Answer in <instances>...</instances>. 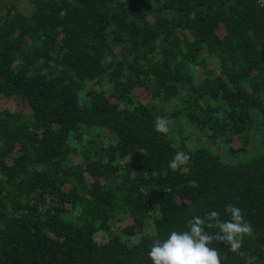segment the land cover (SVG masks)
I'll use <instances>...</instances> for the list:
<instances>
[{"label": "trees", "instance_id": "1", "mask_svg": "<svg viewBox=\"0 0 264 264\" xmlns=\"http://www.w3.org/2000/svg\"><path fill=\"white\" fill-rule=\"evenodd\" d=\"M0 98V264H152L229 202L253 233L210 247L264 264L260 0H0Z\"/></svg>", "mask_w": 264, "mask_h": 264}, {"label": "clouds", "instance_id": "2", "mask_svg": "<svg viewBox=\"0 0 264 264\" xmlns=\"http://www.w3.org/2000/svg\"><path fill=\"white\" fill-rule=\"evenodd\" d=\"M169 120L157 116L154 131L160 135L169 132ZM191 160L190 152L178 150L169 161L167 169L176 172ZM224 214L211 210L203 216H193L186 222L184 231H171L165 239H154L147 252L152 264H221L220 254L210 247L214 241L229 246L232 252H238L246 236L253 233L252 225L244 219L241 209L232 203L224 205ZM216 231H210V230Z\"/></svg>", "mask_w": 264, "mask_h": 264}, {"label": "rangeland", "instance_id": "3", "mask_svg": "<svg viewBox=\"0 0 264 264\" xmlns=\"http://www.w3.org/2000/svg\"><path fill=\"white\" fill-rule=\"evenodd\" d=\"M262 3H264V0H260ZM20 9L22 11H26V8L24 6V4L20 5ZM15 107H18L20 109L24 108V105L20 102H17L16 100L13 99H5V98H0V109L2 108H7V109H14ZM169 117V116H168ZM188 130V129H187ZM191 133V132H190ZM190 142L193 143V138H190ZM232 148L233 149H237L238 147H241L242 144L239 141H233L232 142ZM245 148H249L250 147V143H246V145L244 146ZM220 153L222 154V156L225 158L226 157V152L224 150H220ZM119 220L117 222H115V224L111 227V231L114 232L116 229L121 228L125 225L130 224V219L124 215H119ZM151 228L150 224L146 225V230L149 231V229ZM95 240L98 242H104L107 239V234L105 232H99L95 235Z\"/></svg>", "mask_w": 264, "mask_h": 264}]
</instances>
